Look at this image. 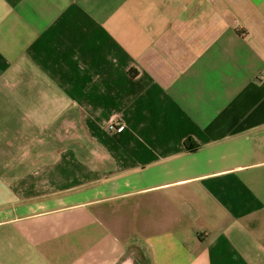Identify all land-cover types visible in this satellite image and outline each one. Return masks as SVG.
Instances as JSON below:
<instances>
[{
  "label": "crops",
  "instance_id": "obj_1",
  "mask_svg": "<svg viewBox=\"0 0 264 264\" xmlns=\"http://www.w3.org/2000/svg\"><path fill=\"white\" fill-rule=\"evenodd\" d=\"M0 264H264V0H0Z\"/></svg>",
  "mask_w": 264,
  "mask_h": 264
},
{
  "label": "built area",
  "instance_id": "obj_2",
  "mask_svg": "<svg viewBox=\"0 0 264 264\" xmlns=\"http://www.w3.org/2000/svg\"><path fill=\"white\" fill-rule=\"evenodd\" d=\"M108 128L121 131L124 128V124H122L119 119H112L108 124Z\"/></svg>",
  "mask_w": 264,
  "mask_h": 264
},
{
  "label": "trees",
  "instance_id": "obj_3",
  "mask_svg": "<svg viewBox=\"0 0 264 264\" xmlns=\"http://www.w3.org/2000/svg\"><path fill=\"white\" fill-rule=\"evenodd\" d=\"M186 146H188V147H193V145L192 144H189L188 142H186Z\"/></svg>",
  "mask_w": 264,
  "mask_h": 264
}]
</instances>
